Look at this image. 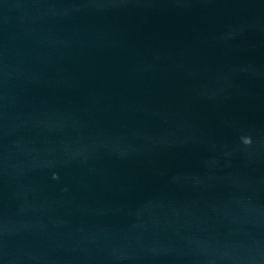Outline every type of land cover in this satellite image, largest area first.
<instances>
[{"label": "water", "instance_id": "water-1", "mask_svg": "<svg viewBox=\"0 0 264 264\" xmlns=\"http://www.w3.org/2000/svg\"><path fill=\"white\" fill-rule=\"evenodd\" d=\"M0 264H264V0H0Z\"/></svg>", "mask_w": 264, "mask_h": 264}, {"label": "clouds", "instance_id": "clouds-1", "mask_svg": "<svg viewBox=\"0 0 264 264\" xmlns=\"http://www.w3.org/2000/svg\"><path fill=\"white\" fill-rule=\"evenodd\" d=\"M244 143H246V144H250L251 141H250V140H245Z\"/></svg>", "mask_w": 264, "mask_h": 264}]
</instances>
